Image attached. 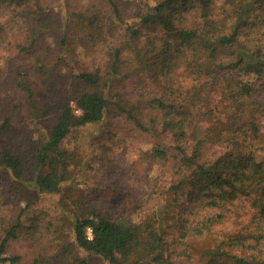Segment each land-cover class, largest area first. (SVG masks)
<instances>
[{"label":"trees","instance_id":"obj_1","mask_svg":"<svg viewBox=\"0 0 264 264\" xmlns=\"http://www.w3.org/2000/svg\"><path fill=\"white\" fill-rule=\"evenodd\" d=\"M61 2L0 0V53L13 55L0 86L9 95L0 96V264H24L12 250L18 239L39 245L28 264L43 255L58 264H171L159 249L170 222L177 256L190 258L187 238L216 234L205 264H264V47L256 42L264 0ZM79 46L85 67L70 71L68 90L55 69ZM110 114L150 139L149 169L168 166L151 214L106 215L101 201L80 197L73 207L57 202L56 222L33 215L26 225L21 214L7 227L10 184L23 181L29 162L12 125L45 118L44 155L26 184L56 197L65 182L60 143ZM63 230L75 251H60Z\"/></svg>","mask_w":264,"mask_h":264},{"label":"rangeland","instance_id":"obj_2","mask_svg":"<svg viewBox=\"0 0 264 264\" xmlns=\"http://www.w3.org/2000/svg\"><path fill=\"white\" fill-rule=\"evenodd\" d=\"M60 2L62 0H59ZM62 3V2H61ZM57 16L63 15V10L55 6ZM256 42L264 47V32ZM49 45L53 46L52 43ZM84 48L77 47L71 54V60H67L55 69L56 77L60 83L66 84L70 90L69 73L72 69H84L86 58L83 56ZM54 53V51H53ZM13 58L8 52L0 53V86L5 83L7 71L6 59ZM4 82V83H3ZM40 80L32 79V84L38 89V97H43ZM3 100L9 95L0 93ZM18 104L24 109L25 97L21 92L15 96ZM41 100H38L37 109L41 112ZM45 119V118H42ZM42 119L31 118L24 115L21 122L13 124L16 147L29 160L23 181H14L10 184L11 202L5 211V225L10 227L16 223L19 215L28 224L31 216L36 215L45 221H54L60 212V204L67 203L73 207V201L80 197L99 200L103 204V213L116 215L124 213L135 220L151 214V211L160 202L169 180V169L165 164H157L149 169L145 159L146 153L154 152L150 139L129 124L124 122L123 117L110 114L99 123H93L81 128L74 129L60 143L64 150V163L61 168L63 181L62 192L59 196L52 197L37 193L26 184L31 179L38 162L43 157V142L47 140L46 123ZM18 133V138H17ZM45 153V152H44ZM264 159V154L257 156ZM60 251H75L71 234L62 231ZM2 235V233H1ZM176 233L170 222L166 227V235L163 236L159 249L171 260V264H205L204 251L212 248L216 234L204 237H189L186 240L187 252L190 258L177 256V249H182L176 242ZM13 252L23 256V263L32 261L33 251L40 252L39 245L32 248L23 239H18L12 244ZM30 261V262H31ZM28 262V263H30ZM27 263V264H28ZM40 264H58L57 261L50 263V255L41 256ZM96 264V263H95Z\"/></svg>","mask_w":264,"mask_h":264},{"label":"built area","instance_id":"obj_3","mask_svg":"<svg viewBox=\"0 0 264 264\" xmlns=\"http://www.w3.org/2000/svg\"><path fill=\"white\" fill-rule=\"evenodd\" d=\"M88 234H89V236H90V230L88 229Z\"/></svg>","mask_w":264,"mask_h":264}]
</instances>
